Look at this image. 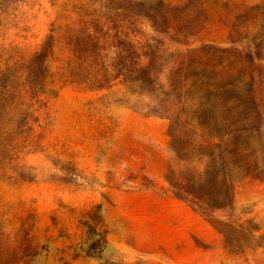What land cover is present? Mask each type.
<instances>
[{
  "label": "rangeland",
  "instance_id": "rangeland-1",
  "mask_svg": "<svg viewBox=\"0 0 264 264\" xmlns=\"http://www.w3.org/2000/svg\"><path fill=\"white\" fill-rule=\"evenodd\" d=\"M0 264H264V0H0Z\"/></svg>",
  "mask_w": 264,
  "mask_h": 264
},
{
  "label": "crops",
  "instance_id": "crops-1",
  "mask_svg": "<svg viewBox=\"0 0 264 264\" xmlns=\"http://www.w3.org/2000/svg\"><path fill=\"white\" fill-rule=\"evenodd\" d=\"M146 124L152 127L149 135L163 134L160 128L161 121L155 118H145ZM161 129V130H160ZM159 158V166L165 168L167 164V154L165 149H155ZM151 159V156H149ZM156 173V172H153ZM158 184L153 188L145 190H131L118 194L117 202L126 210L120 213L119 221H130L125 224V231L133 237H151L155 236L151 231L160 226L165 231H183L190 234L194 231L197 221V214L191 210L189 205L179 198L174 197L167 190L164 181L158 180ZM165 189L161 192L159 189ZM121 197V198H120ZM164 235V234H163ZM123 236H126L124 233ZM142 242V241H141ZM144 243V242H142Z\"/></svg>",
  "mask_w": 264,
  "mask_h": 264
}]
</instances>
